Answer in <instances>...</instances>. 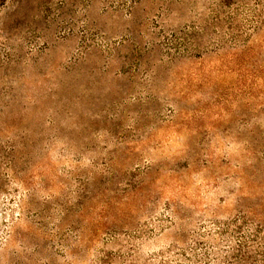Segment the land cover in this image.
<instances>
[{
  "label": "rangeland",
  "instance_id": "obj_1",
  "mask_svg": "<svg viewBox=\"0 0 264 264\" xmlns=\"http://www.w3.org/2000/svg\"><path fill=\"white\" fill-rule=\"evenodd\" d=\"M0 264H264V0H0Z\"/></svg>",
  "mask_w": 264,
  "mask_h": 264
}]
</instances>
